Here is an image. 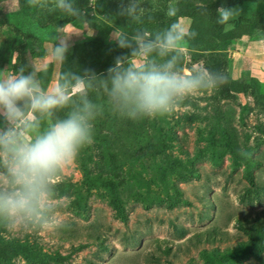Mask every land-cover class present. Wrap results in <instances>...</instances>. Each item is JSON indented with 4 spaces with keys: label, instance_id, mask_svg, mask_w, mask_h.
Masks as SVG:
<instances>
[{
    "label": "rangeland",
    "instance_id": "rangeland-1",
    "mask_svg": "<svg viewBox=\"0 0 264 264\" xmlns=\"http://www.w3.org/2000/svg\"><path fill=\"white\" fill-rule=\"evenodd\" d=\"M95 2L82 11L93 28L74 23L78 17L62 28L31 16L13 18L16 2L1 5L8 17L0 12V74L24 66L25 74L35 71L44 87L63 72L81 76L84 90L69 85L72 99L56 110L65 118L70 111L86 114L85 100L90 102L94 142L49 178L38 222L14 225L0 211V241L9 246L0 264H264V250L249 252L242 231L249 228L264 236V31L254 30L217 52L227 81L245 82L243 93L227 92L224 85L196 91L170 114L132 120L123 101L112 95L113 73L107 69L115 66L116 57H123L122 71L162 66L175 55L173 71L207 77L206 55L187 42L167 55H132L135 41L117 46L121 33L129 39L134 35L121 21L131 17L96 15ZM138 2L140 12L164 16L170 6L165 9L160 0ZM37 4L44 11L55 9V0ZM263 7L264 0L230 7L239 9V15L224 30ZM189 22L178 20L182 26ZM64 39L68 51L61 65L49 51ZM28 118L35 119L31 113ZM40 120L41 128L29 134L23 121L9 123L0 112V135L12 128L28 142L48 118ZM10 159L0 146V192L12 187L5 166ZM248 173L255 187H250Z\"/></svg>",
    "mask_w": 264,
    "mask_h": 264
},
{
    "label": "clouds",
    "instance_id": "clouds-1",
    "mask_svg": "<svg viewBox=\"0 0 264 264\" xmlns=\"http://www.w3.org/2000/svg\"><path fill=\"white\" fill-rule=\"evenodd\" d=\"M28 3L37 6V0H28ZM54 8L68 16L79 17L82 14L73 0H55ZM239 11L221 5L216 9V23L227 25L239 15ZM139 12L138 0H129L121 9L122 15L130 16L136 22L141 21ZM178 12L179 8L172 4L166 14L175 17ZM145 32L139 29L131 39L121 33L117 46L130 47L135 41L136 48L132 49V55L138 51L145 54L157 51L159 55H167L182 47L186 38L192 39L197 35L178 23H172L157 32L154 39H145ZM67 51L68 45L64 39L52 46L49 55L53 61L63 65ZM176 60L177 57L173 55L162 66L155 63L140 68L128 66L121 71L123 57L115 58V66L107 71L113 73L112 95L123 101L127 118L139 120L170 114L193 92L215 90L227 83V76L219 71L207 77L202 73L182 75L173 71ZM69 85L84 90L83 78L71 71L61 73V77L50 82L47 87L41 86L35 71L25 74L24 66L12 74H0V112L5 120L12 124L23 121L22 127L31 134L41 128L40 116L48 118L39 134L28 142H22L12 128L0 135V146L11 154L5 166L12 186L10 190L0 192V211L14 225L41 219L49 178L72 164L80 150L94 142L93 124L89 123L93 119L90 102L85 100L86 114L70 111L67 118L54 122L50 119L53 110L67 107L72 99ZM25 109L35 119H29ZM241 154L245 155L243 152Z\"/></svg>",
    "mask_w": 264,
    "mask_h": 264
},
{
    "label": "trees",
    "instance_id": "trees-1",
    "mask_svg": "<svg viewBox=\"0 0 264 264\" xmlns=\"http://www.w3.org/2000/svg\"><path fill=\"white\" fill-rule=\"evenodd\" d=\"M7 0H0V12L5 19H7V14L2 10V3ZM17 4L18 11L12 14L11 17L18 18L22 16H31L33 21L40 24H47L53 27L62 28L66 24L70 23L74 16H68L67 14L61 12L58 9H54L50 12L44 11L38 6H30L28 0H13ZM38 1V0H37ZM92 0H73V3L77 8L82 11L90 5ZM95 2V12L96 15H109L111 16L118 15L123 5H127L129 0H96ZM161 5L165 8L168 4H175L179 8V12L175 17L164 16L161 13L157 12H139L141 16V21L136 22L132 18L126 20L121 19L122 24L126 26L134 34L139 29L146 30L143 34H149L153 38L157 32L168 27L172 23H178V20L183 18L189 20L188 29L195 31L197 35L195 38L188 39L186 42L191 44L199 49V51L205 53L206 58V70L208 74L215 75L217 71L222 72L223 60L217 55V52L225 51L226 47L235 42L237 39L244 36H251L254 30L264 31V7L260 11L256 12L253 18L251 19H240L235 27L224 30V25H218L217 12L216 9L221 5L225 7H233L237 4L251 2L253 0H198L199 5H192L187 0H160ZM38 5V4H37ZM166 9V8H165ZM168 9V8H167ZM33 12L38 14V17H35ZM88 19V16L81 14L77 20H74V23L82 25L86 24L89 27L94 26L91 22V19ZM8 26L12 29H17V26L8 22ZM94 48L99 52L98 43L94 42ZM37 55V54H34ZM106 55V54H101ZM226 88V89H225ZM246 84L240 78L236 80L227 81L224 84V89L227 92L240 94L245 91ZM65 118L57 110H53V115L50 118L52 122L57 119ZM246 179L250 187H255V182L252 174L248 173ZM243 199V196L241 197ZM244 233L248 236L249 239V252L258 253L261 250H264V236L259 234V231L256 233L251 232L249 228H243ZM9 246L0 241V260L7 257V251Z\"/></svg>",
    "mask_w": 264,
    "mask_h": 264
},
{
    "label": "crops",
    "instance_id": "crops-1",
    "mask_svg": "<svg viewBox=\"0 0 264 264\" xmlns=\"http://www.w3.org/2000/svg\"><path fill=\"white\" fill-rule=\"evenodd\" d=\"M180 20H182V21L185 20V21H186L187 19H183V18H181ZM184 23H185V22H184ZM188 26H189V25H188ZM188 26H187V24H184V27H187V28H188Z\"/></svg>",
    "mask_w": 264,
    "mask_h": 264
}]
</instances>
